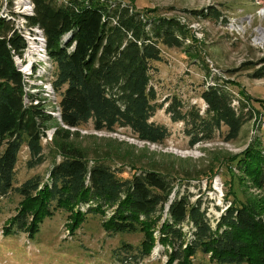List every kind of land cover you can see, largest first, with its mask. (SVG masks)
<instances>
[{
    "label": "trees",
    "instance_id": "1",
    "mask_svg": "<svg viewBox=\"0 0 264 264\" xmlns=\"http://www.w3.org/2000/svg\"><path fill=\"white\" fill-rule=\"evenodd\" d=\"M27 3L29 12L19 16L24 27L34 26L43 36L56 114L41 92L24 89L14 56L22 55L26 41L11 19L0 17V197L10 192L20 197L5 233L33 236L44 218L66 209L73 227L94 213L102 215V229L110 235L140 232L138 244L121 240L112 249L117 264H136L155 243L164 251L165 264H264V216L253 204L229 197L211 224L207 206L178 192L175 176L160 169L126 171L121 164L89 160L63 142L44 181L36 174L14 185L18 149L26 146V167L40 164L49 120L67 128L90 124L96 131L124 129L137 140L163 143L170 132L150 119L162 106L150 84V62L161 59L160 46L179 48L188 37L176 19L149 16L120 0ZM250 76L264 77V58ZM227 83L214 78L204 85L201 107L173 95L164 101V111L181 123L189 146L214 137L234 140L241 125L252 119L250 97L242 91L234 96ZM232 165L264 196V140L254 135ZM196 253L205 255L204 261L195 260Z\"/></svg>",
    "mask_w": 264,
    "mask_h": 264
},
{
    "label": "rangeland",
    "instance_id": "2",
    "mask_svg": "<svg viewBox=\"0 0 264 264\" xmlns=\"http://www.w3.org/2000/svg\"><path fill=\"white\" fill-rule=\"evenodd\" d=\"M120 1L149 16H170L187 29L184 46H160L161 59L150 62V84L156 92V103L162 104L150 119L164 124L170 135L163 143H149L137 140L124 129L96 131L90 124L67 128L49 120L47 136L41 141L40 164L26 167V146L23 143L18 149L14 185L36 174L44 181L50 162L58 158L57 147L65 142L79 148L89 160L103 159L114 166L121 164L126 171L148 167L174 175V188L187 194L191 201L199 199L201 206H207L206 216L211 224L229 197L250 202L264 216L263 193L232 165L234 155L254 135L264 140V77L250 76L251 70L264 58V0ZM27 5V0H0V17L5 16L18 26L19 15L29 11ZM213 10L220 17L216 18ZM35 53L36 50L29 52L28 59L32 55L41 59ZM19 70L24 75L25 89L34 87L39 93L50 90L48 66L32 76L23 67ZM214 78L227 79V87L234 96L239 91L248 95L253 117L241 125L234 140L214 137L189 146L180 130L181 123L170 120L164 111V101L173 95L182 103L201 107L199 91ZM42 95L46 97V106L56 114L53 108L56 95ZM58 128L64 130L56 134ZM19 200L12 192L0 197V264H117L110 256L112 249L121 240L135 245L141 239L137 231L110 235L102 229V215L94 213L85 215L73 227L66 209L55 210L44 218L33 236L26 232L5 233L4 225L14 214ZM182 226L186 231L187 226ZM194 258L204 261L206 257L196 253ZM165 260L164 251L155 243L148 256L136 264H165Z\"/></svg>",
    "mask_w": 264,
    "mask_h": 264
},
{
    "label": "built area",
    "instance_id": "3",
    "mask_svg": "<svg viewBox=\"0 0 264 264\" xmlns=\"http://www.w3.org/2000/svg\"><path fill=\"white\" fill-rule=\"evenodd\" d=\"M27 9L30 10L29 5H27ZM20 20L21 21L19 22V25L17 26V24H15L14 27H16L20 31V34L24 38L23 40L26 41V47L24 49V52L21 53L22 54L21 56H19V55L14 56V60H15L16 64H18V67H17L18 69L20 67H23L27 71H29V74L32 76L33 73H35V72L39 73L43 70L44 71L46 70V67L48 65H50L49 58H48L47 53H44L45 52L44 40H43V36L41 35L40 29H38L34 26H31V28L23 27L24 26V24L22 26L23 20L22 19H20ZM30 50L31 51L36 50L35 54L37 56H41V59H40V57L34 58V56L32 55V57L29 60L28 59V55H29L28 53L31 52ZM21 73H22V71H21ZM22 77H24L23 74H22ZM48 85H49L48 88H50V90H48V89L46 91L44 90V92H42L41 94H45V95H51L52 94L53 90L51 88L50 81H48ZM24 89H25V86H24ZM33 89H35V88L33 87L30 89H25V90L33 91ZM53 113L54 112H52V114ZM46 134H47V132H46Z\"/></svg>",
    "mask_w": 264,
    "mask_h": 264
},
{
    "label": "bare ground",
    "instance_id": "4",
    "mask_svg": "<svg viewBox=\"0 0 264 264\" xmlns=\"http://www.w3.org/2000/svg\"><path fill=\"white\" fill-rule=\"evenodd\" d=\"M263 39V37H261Z\"/></svg>",
    "mask_w": 264,
    "mask_h": 264
}]
</instances>
